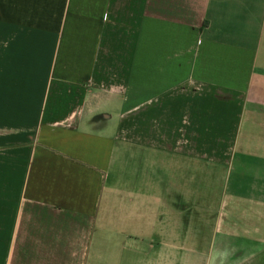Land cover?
Wrapping results in <instances>:
<instances>
[{"label": "crops", "instance_id": "crops-1", "mask_svg": "<svg viewBox=\"0 0 264 264\" xmlns=\"http://www.w3.org/2000/svg\"><path fill=\"white\" fill-rule=\"evenodd\" d=\"M177 261L264 264V0H0V264Z\"/></svg>", "mask_w": 264, "mask_h": 264}, {"label": "rangeland", "instance_id": "rangeland-1", "mask_svg": "<svg viewBox=\"0 0 264 264\" xmlns=\"http://www.w3.org/2000/svg\"><path fill=\"white\" fill-rule=\"evenodd\" d=\"M176 243L179 245L181 242L176 240ZM193 263V262H192ZM177 264H184L183 261H177ZM185 264H191V262H185Z\"/></svg>", "mask_w": 264, "mask_h": 264}]
</instances>
